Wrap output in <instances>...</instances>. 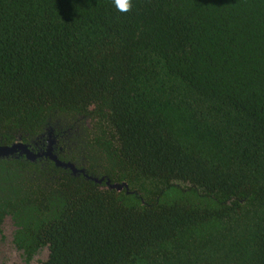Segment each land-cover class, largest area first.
Wrapping results in <instances>:
<instances>
[{
    "label": "trees",
    "instance_id": "16d2710c",
    "mask_svg": "<svg viewBox=\"0 0 264 264\" xmlns=\"http://www.w3.org/2000/svg\"><path fill=\"white\" fill-rule=\"evenodd\" d=\"M49 131L84 173L0 157L28 260L264 264V0H0V144Z\"/></svg>",
    "mask_w": 264,
    "mask_h": 264
},
{
    "label": "flooded vegetation",
    "instance_id": "af4514ba",
    "mask_svg": "<svg viewBox=\"0 0 264 264\" xmlns=\"http://www.w3.org/2000/svg\"><path fill=\"white\" fill-rule=\"evenodd\" d=\"M42 138V139H41ZM59 140H58V138H57V136H54L53 134H52V131H49V133H48V136H45V134L43 133L41 136H38V137H36L35 139H33V140H30V141H24V140H17V141H15V142H13L12 144H10V145H8V144H5V145H2V144H0V145H2V146H13L14 144H24V145H27L28 147H29V149L33 152V153H40V152H45V151H47L48 150V148H49V146L51 145V147H52V151L54 152V150L56 149V145H57V142H58ZM55 153V152H54ZM56 154V153H55ZM16 156V155H26L25 153H21V152H16V153H13V154H10V155H8V156ZM8 156H2V157H8ZM27 156V155H26ZM43 156H46V155H43ZM43 156H40V157H43ZM48 157V156H47ZM58 157V156H57ZM27 158L28 159H32V160H36L38 157H36L35 159H33V158H29L28 156H27ZM51 158V157H50ZM52 159V158H51ZM60 160V159H59ZM54 161H55V159H54ZM64 162V161H63ZM57 163V162H56ZM66 163H72V162H66ZM72 164H74V163H72ZM58 165V164H57ZM75 165V164H74ZM59 166H62V165H59ZM65 167V166H64ZM75 167H76V171H74L71 167H67V168H71L72 170H73V172L75 173V174H78V173H84L85 171H84V169H82V168H79V167H77L76 165H75ZM92 178L94 179V178H97V177H93L92 176ZM99 179V178H98ZM100 180V179H99ZM103 181V180H102ZM7 220H9L10 221V224L12 225V233L10 232V230L9 229H7L6 227L8 226L7 225ZM16 226L15 225H13L12 223H11V220L9 219V218H7L6 220H5V223L3 224V226H2V231L0 232V242H2L5 238H6V236L9 238V241H10V246L8 247V249H6L5 250V253H6V255H9V257L10 256H13V257H15L16 256V254L14 253V250H18V251H20L21 253H22V258H23V260H24V262L25 263H29V262H31V261H33L34 260V258H36V257H38L39 256V254H37L33 259H30V260H28V258H27V256L26 255H24V252H23V250H19L17 247H16V245H15V243H14V231L16 230ZM11 237V238H10ZM8 241V242H9ZM2 244V243H1ZM0 244V247H2L3 245H4V243L1 245ZM14 249V250H13ZM44 258V257H43ZM38 264V263H37Z\"/></svg>",
    "mask_w": 264,
    "mask_h": 264
},
{
    "label": "water",
    "instance_id": "95a60500",
    "mask_svg": "<svg viewBox=\"0 0 264 264\" xmlns=\"http://www.w3.org/2000/svg\"><path fill=\"white\" fill-rule=\"evenodd\" d=\"M16 152H21L25 153L29 158L35 159L36 157H40L43 155H46L48 157H51L52 159H55L58 165H62L65 167H71L74 171H76V167L72 163H66L58 159L57 155L52 151L51 145L49 146L48 150L45 152H40V153H33L27 145L24 144H14L13 146H2L0 145V157L2 156H8L10 154L16 153ZM98 182H102L104 178L98 179L94 178ZM107 183L110 185L111 188H116V189H123L124 187H128V184L125 183H111L110 180L107 181Z\"/></svg>",
    "mask_w": 264,
    "mask_h": 264
},
{
    "label": "rangeland",
    "instance_id": "374dc122",
    "mask_svg": "<svg viewBox=\"0 0 264 264\" xmlns=\"http://www.w3.org/2000/svg\"><path fill=\"white\" fill-rule=\"evenodd\" d=\"M7 229L10 230V232L12 233V225L10 224V221L7 220ZM11 238V237H10ZM9 238L6 236V238L0 242V244L4 243V245L2 247H0V264H37L39 262V259H43V257L45 258L46 256V250L44 252H42L41 254H39L38 257L34 258L33 261L29 262V263H25L23 258H22V253L18 250H14V253L16 254L15 257L6 255L5 250L8 249V247L10 246V241ZM1 244V245H2Z\"/></svg>",
    "mask_w": 264,
    "mask_h": 264
},
{
    "label": "clouds",
    "instance_id": "9594fccd",
    "mask_svg": "<svg viewBox=\"0 0 264 264\" xmlns=\"http://www.w3.org/2000/svg\"><path fill=\"white\" fill-rule=\"evenodd\" d=\"M113 3L120 12H128L133 6V0H113Z\"/></svg>",
    "mask_w": 264,
    "mask_h": 264
}]
</instances>
